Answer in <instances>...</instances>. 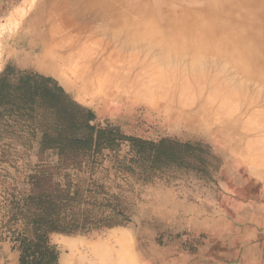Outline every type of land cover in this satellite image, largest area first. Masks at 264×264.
<instances>
[{
    "label": "rangeland",
    "instance_id": "obj_1",
    "mask_svg": "<svg viewBox=\"0 0 264 264\" xmlns=\"http://www.w3.org/2000/svg\"><path fill=\"white\" fill-rule=\"evenodd\" d=\"M111 1L126 7L129 14L148 19L146 12L127 8L126 0ZM150 1L155 4L150 19L158 22L163 16L158 7L176 0ZM97 5L93 0H0V75L9 74L10 81L24 71L50 77L95 114L93 124L101 123L103 128L111 123L125 135L153 140L155 149L145 150L143 155L149 160L132 163L133 171L120 170L112 158L127 155L132 149L128 144L119 150L105 149L109 158L101 162H84L80 168L59 165L53 149L41 153L43 132L34 120L16 112L5 115L0 120V264H19L20 257L1 223L4 205L13 188H24L26 176L40 168L58 169L59 179L69 174L72 190L80 187L82 191V207L94 199L105 203V192L119 194L127 216L113 227L51 233L59 264H264V106L253 105L254 113H246L247 99L264 101V90L252 89L251 81L235 79L232 72L230 91H208L203 95L205 101H211L208 109L193 117L158 107L147 83L131 100L125 98L131 95L128 88L123 90V100L83 97L66 75L38 67L30 56L39 51L32 53L29 46L47 37L50 24L57 26L55 11L67 8L78 16L81 10H103L101 2ZM33 21L36 25L30 30ZM67 30L56 32L54 37L65 35ZM90 44L98 45L99 41ZM102 52L98 50L97 56ZM206 60L196 64L201 67ZM110 70L106 66L104 71ZM183 86H187L185 82ZM237 119L239 125L234 128ZM162 139L170 143L158 146ZM121 233L127 237L125 254L129 258L121 262L118 253L94 251L97 245L119 248L116 239Z\"/></svg>",
    "mask_w": 264,
    "mask_h": 264
},
{
    "label": "bare ground",
    "instance_id": "obj_2",
    "mask_svg": "<svg viewBox=\"0 0 264 264\" xmlns=\"http://www.w3.org/2000/svg\"><path fill=\"white\" fill-rule=\"evenodd\" d=\"M102 1L93 3L98 6L101 2L103 10H81L78 16L67 8L55 11L57 26L50 24L47 37L29 46L32 53L39 51L30 56L38 67L66 75L82 96L131 100L147 83L158 107L193 117L208 109L211 101L203 98L208 91H230L232 72L235 79L251 81L252 89L264 90V0H176L158 7L163 10L158 22L150 19L155 14L150 0H126L127 8L146 12V21L111 0ZM33 22L30 30L36 25ZM65 28V35L54 37ZM96 39L99 44L92 46ZM98 50L103 51L101 56H97ZM202 59L207 60L200 67L196 63ZM106 66L111 69L108 73ZM184 82L187 86L181 87ZM126 88L131 95L123 98ZM258 99H247V114L254 113L253 105L264 106ZM238 125L239 119L234 128ZM126 238L125 233L118 235L117 249L100 245L93 249L118 253L122 262L129 256L125 254Z\"/></svg>",
    "mask_w": 264,
    "mask_h": 264
},
{
    "label": "trees",
    "instance_id": "obj_3",
    "mask_svg": "<svg viewBox=\"0 0 264 264\" xmlns=\"http://www.w3.org/2000/svg\"><path fill=\"white\" fill-rule=\"evenodd\" d=\"M0 108V120L12 112L34 120L43 132L41 153L53 149L61 165L69 163L80 168L84 162H101L109 158L105 149L119 150L128 144L132 149L127 155L112 158L120 170L133 171L132 163L149 160L143 152L155 149L153 140L125 135L111 123L103 128L101 123L93 124L96 116L90 109L73 100L50 77L39 73L24 71L14 81H10L9 74L2 73ZM166 143L170 142L162 139L157 145ZM57 170L35 169L26 176L24 188H13L4 205L7 220L3 218L1 223L10 234L13 248L20 251L19 264H59L51 233L85 232L127 220L119 194L105 192V203L94 199L89 206L82 207L80 187L72 190L70 175L59 179Z\"/></svg>",
    "mask_w": 264,
    "mask_h": 264
},
{
    "label": "crops",
    "instance_id": "obj_4",
    "mask_svg": "<svg viewBox=\"0 0 264 264\" xmlns=\"http://www.w3.org/2000/svg\"><path fill=\"white\" fill-rule=\"evenodd\" d=\"M216 262H217V261H211V262L206 261L205 264H214V263H216Z\"/></svg>",
    "mask_w": 264,
    "mask_h": 264
}]
</instances>
